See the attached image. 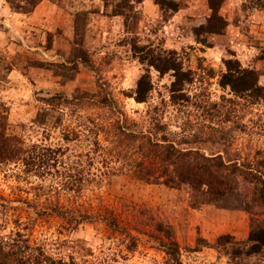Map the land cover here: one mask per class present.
<instances>
[{"label": "rangeland", "instance_id": "1", "mask_svg": "<svg viewBox=\"0 0 264 264\" xmlns=\"http://www.w3.org/2000/svg\"><path fill=\"white\" fill-rule=\"evenodd\" d=\"M263 224L264 0H0V235L65 264H264Z\"/></svg>", "mask_w": 264, "mask_h": 264}, {"label": "trees", "instance_id": "2", "mask_svg": "<svg viewBox=\"0 0 264 264\" xmlns=\"http://www.w3.org/2000/svg\"><path fill=\"white\" fill-rule=\"evenodd\" d=\"M42 0H31L33 6H36ZM173 10H178L179 6L177 2H170ZM213 16L210 18L209 28L213 32H220L225 26V22L219 15L218 6L214 5ZM143 62L148 60L146 57L142 58ZM158 58H154L150 61V64L156 67L163 73L168 71H174L177 81L175 84L179 83V80H183V76L186 74L183 71L182 65L174 59H169L162 65L159 63ZM227 71L222 77V84L227 87H231L238 93H249L250 95L261 94L263 87L259 84V78L254 70L244 68L240 61L228 59L226 61ZM181 83V82H180ZM152 89L151 76L145 74L138 82V87L135 93V97L138 102H145L149 96L150 90ZM38 149V147H35ZM46 152L36 153L33 159L38 158L40 160V167L46 166L50 161L56 158L59 150L49 148L48 150L42 149ZM34 162V160H32ZM31 164V163H30ZM7 238V239H6ZM4 238L0 235V264H65L60 261L57 262L52 259L44 249L42 248H32L25 240L22 238L13 239L12 237ZM253 245L250 249V253L261 252L264 249V224L259 226L257 229L253 230L249 237Z\"/></svg>", "mask_w": 264, "mask_h": 264}]
</instances>
